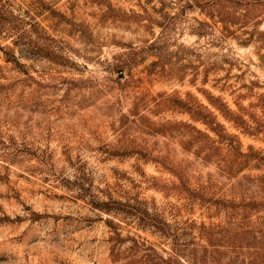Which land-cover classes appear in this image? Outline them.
Returning <instances> with one entry per match:
<instances>
[{
	"label": "rangeland",
	"instance_id": "1",
	"mask_svg": "<svg viewBox=\"0 0 264 264\" xmlns=\"http://www.w3.org/2000/svg\"><path fill=\"white\" fill-rule=\"evenodd\" d=\"M0 264H264V0H0Z\"/></svg>",
	"mask_w": 264,
	"mask_h": 264
}]
</instances>
